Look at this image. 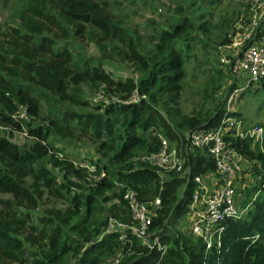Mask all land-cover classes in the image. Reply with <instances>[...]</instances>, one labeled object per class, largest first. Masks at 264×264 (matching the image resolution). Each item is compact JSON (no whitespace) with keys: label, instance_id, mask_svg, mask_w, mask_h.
Wrapping results in <instances>:
<instances>
[{"label":"trees","instance_id":"obj_1","mask_svg":"<svg viewBox=\"0 0 264 264\" xmlns=\"http://www.w3.org/2000/svg\"><path fill=\"white\" fill-rule=\"evenodd\" d=\"M106 4L22 0L16 25L0 21V126L31 138L20 145L0 132V264H93L116 251L122 253L119 264H264V136L261 142L228 137L243 159L259 163L260 183L246 190L256 195L245 214L224 218L208 249L184 224L177 227L189 209L193 177L215 166L209 153L191 148L187 132L241 114L225 109V99L192 113L180 102L188 63L199 51L203 60L217 63V80L204 87L207 97L214 96L229 75L217 49L227 37L210 51V21L196 24L204 14L194 10L201 5L191 13L180 5L181 11L157 22L143 47L142 36ZM81 37L94 41L102 56L75 51L73 42ZM108 50L131 62L138 74L117 77L106 70L102 59ZM82 85L99 88L107 98L92 102L80 93ZM134 92L145 97L130 101ZM256 110L264 115V99ZM77 137L96 144L99 155L89 160L91 170L86 155L64 151L62 141ZM162 137L182 159L184 175L135 159L139 152L159 150ZM101 171L104 175L93 178ZM128 189L146 204L160 198L150 231L164 250L149 249L130 233L126 239L104 233L110 218L133 221Z\"/></svg>","mask_w":264,"mask_h":264},{"label":"built area","instance_id":"obj_2","mask_svg":"<svg viewBox=\"0 0 264 264\" xmlns=\"http://www.w3.org/2000/svg\"><path fill=\"white\" fill-rule=\"evenodd\" d=\"M220 63L222 68L233 77L235 86L228 97V103L231 102L236 91H242L250 84L264 80V0H254L245 28L237 37H233L226 47H223L220 52ZM141 97L145 95L134 92L129 100L135 102ZM226 109L229 110V107ZM20 115L26 117L24 110H20ZM237 135L249 136L261 142L264 127L233 114L225 115L215 126L196 128L187 132L191 148L205 150L211 155L215 164L213 170L193 177L191 202L185 216L188 230L202 237L207 249L219 238L223 228L221 221L228 216L242 214L237 200L243 158L228 140V137ZM142 161L156 166L161 171L174 170L182 175L188 171L183 167L182 159L177 156L175 147L163 137L161 148L153 152H144ZM85 165L88 170L92 169V165L88 163ZM102 175H104L103 171L93 178L98 179ZM125 198L133 221L126 223L110 218L104 233L115 231L120 239H126L130 233L149 249L164 250L165 245L160 242L159 236L150 231V223L161 206L160 198L156 197L150 204H146L140 202L131 189L126 191ZM249 203L250 201L244 209ZM121 259V251H116L106 260L93 264H119Z\"/></svg>","mask_w":264,"mask_h":264},{"label":"rangeland","instance_id":"obj_3","mask_svg":"<svg viewBox=\"0 0 264 264\" xmlns=\"http://www.w3.org/2000/svg\"><path fill=\"white\" fill-rule=\"evenodd\" d=\"M107 1V8L115 17H120L123 20L124 25L131 31L142 36L143 47H146L148 42V36L150 33L156 30L157 22H164L168 15L177 13L182 5L184 12H192V8H196L201 5V8H196L195 15L203 13V17H200L196 24L202 21H210L209 30L207 36L212 45L210 51L214 50L213 44L219 41L222 37H227V41L224 44H218V54L220 56L223 47L231 41L233 37H237L241 32L249 19L252 4L254 0H222L217 4H207V1L196 0L191 5L189 0H105ZM191 1V0H190ZM22 0H0V21L4 24L11 25L17 24V11ZM189 5H191L189 7ZM181 11V10H180ZM211 13V14H209ZM135 34V33H134ZM202 36L203 33L200 32ZM236 35V36H235ZM71 41V40H68ZM74 43L75 51L81 53L84 57L99 58L102 56V51L97 44L88 40L87 37H81ZM220 50V52H219ZM108 56L102 59L103 67L112 72L117 77H124L127 75H137L135 68L131 62L122 60L120 54L113 53L108 50ZM214 52V51H213ZM210 56H212L210 54ZM204 56L199 51L196 59H193L187 65L184 87L181 92V106L187 113H192V110H198L200 107L207 108L213 107L220 99L224 100L225 109L229 107L231 111H239L240 116L249 122H264V115L257 113V106L264 99V80L263 83L257 82L250 84L246 89L242 91H236L233 94V98L228 103V97L233 92L235 86L233 84V77L227 75L222 81L220 87L214 93L212 98L207 97L204 93V87L209 88L211 82L217 80V76L214 75V67L217 63H214L213 58L210 60H203ZM99 89V88H98ZM97 88L88 87L86 85L81 86L83 96L88 97L92 102L104 101L107 96L101 90ZM211 92V90L208 89ZM0 132L8 136L12 141L17 144H28L31 142V138L25 136L19 131H10L0 126ZM64 151L70 156H82L86 155L84 163H88L91 158L98 157L96 151V144L86 137L72 138L71 140L64 139ZM171 145V144H170ZM143 152H139L135 159L142 161ZM251 166L248 169H252L254 182L251 187L247 188L251 190L255 185L260 183L261 176L257 172L256 168L259 165L258 162L252 161ZM255 174V175H254ZM246 189V190H247ZM254 191L246 192L245 199L241 202L242 214L244 215L247 208L250 207ZM3 195V194H2ZM249 206L246 207V204ZM184 220L179 219L177 227L182 230ZM185 230V229H184ZM109 258V257H108Z\"/></svg>","mask_w":264,"mask_h":264},{"label":"crops","instance_id":"obj_4","mask_svg":"<svg viewBox=\"0 0 264 264\" xmlns=\"http://www.w3.org/2000/svg\"><path fill=\"white\" fill-rule=\"evenodd\" d=\"M252 161H248L243 159L242 160V172H241V182H240V189H239V197L237 200L238 205H241V202H243V200L245 199V195H246V189L251 187L253 182H254V178H253V174L255 173L253 172L252 169H248ZM259 166V165H257ZM250 168V167H249ZM255 175V174H254ZM185 218V217H184ZM186 218L184 219V229L188 230L187 224H186Z\"/></svg>","mask_w":264,"mask_h":264}]
</instances>
